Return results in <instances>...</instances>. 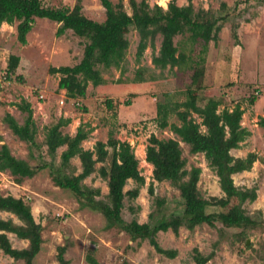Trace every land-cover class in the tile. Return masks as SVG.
<instances>
[{
    "label": "rangeland",
    "instance_id": "1",
    "mask_svg": "<svg viewBox=\"0 0 264 264\" xmlns=\"http://www.w3.org/2000/svg\"><path fill=\"white\" fill-rule=\"evenodd\" d=\"M116 4L118 0H109ZM140 1V0H136ZM170 0H146L152 7L157 5L167 9ZM77 0H41L47 8H70ZM125 11L129 14L128 0H122ZM177 6H186L188 0H175ZM199 19L219 18V30L216 40L207 44L201 39L195 45L188 43L189 34H179L173 38L178 50L187 55L185 68L165 69L160 71L151 64L152 53L157 54L161 38L154 40V51L148 47L143 56L136 60V48L139 37L130 29L125 38L128 47L124 59L118 67L103 68L98 66L104 80L97 87L88 84L86 98L78 102L66 100L63 90L57 89L58 75L49 74L50 68L72 67L83 57L87 41L66 31L57 36L58 23L47 19H34L31 31L27 34V44L17 42L16 27L0 25V76L5 72L8 57L20 58L19 64L8 85L0 94V147L4 144L15 158L26 161L31 167L42 164L59 165V155L65 147L57 150L54 161L46 155L43 144L46 129L54 125L59 118H70L71 123L61 132L73 137L82 125L87 131L91 128L89 138L82 142L85 150H92L95 142L105 143L110 134L120 142H127L138 161L140 175L145 184L139 189L135 199L125 197L121 210V219L129 223H153L157 218H169L182 215L178 204L179 191L169 182L158 183L152 178V166L145 162V148L150 136L159 140L177 139L169 126L161 129L156 121V105L169 101L176 104L185 100L186 92L193 93L197 82H192V74L203 70L198 80L204 92L199 98L200 104L207 99L220 100L223 107L232 109L235 104L244 110L241 126L250 132V136L240 144V148L231 150L236 158H245L248 153L258 157L250 171L232 176L233 184L241 190L255 189L256 199L245 201L242 208L257 226L245 230L244 241H238L236 229H226L221 234L218 228L207 225L195 227L192 231L184 226L178 234L171 230L156 235V242L162 249L177 251L175 259L169 260L158 254L148 240H131L119 225H107L108 221L99 212L81 205L69 191L54 185L50 168L37 172L32 178H25L20 183L6 171L0 173V195L23 198L29 203L33 218L41 226V250L33 264H58L57 248H65L67 264H89L86 256L90 255L98 264H195L194 249L202 256L213 252V257L206 264H264V128L257 126V121L264 116V0H191ZM81 13L88 19L102 23L105 11L98 0H83ZM215 33V32H214ZM187 42V43H186ZM183 48V49H182ZM257 92V95L255 94ZM255 95L257 100L250 105L249 97ZM28 102L33 109L36 126V147L20 141L7 126L2 123L5 114L14 117L22 124L26 114L11 104ZM107 102L111 107H107ZM128 102V104L126 103ZM85 108L87 112L79 109ZM197 123L201 120L193 114ZM257 118V120H256ZM180 125L175 113L170 114L168 125ZM204 131V127L200 128ZM185 169H201L197 184L200 196L206 200L210 197L220 198L218 178L208 167L202 154L192 155L189 147L180 143ZM31 150L33 157L28 155ZM96 164L95 172L82 184L89 188H98L97 200L107 201L106 180L98 174L101 166ZM65 172L78 175L81 166L78 158L70 160ZM152 184L153 195L148 192ZM128 180L123 192L136 188ZM163 200L162 207L156 202ZM236 202L233 199L230 206ZM222 212L225 209L210 208L208 212ZM3 219L14 216L0 213ZM15 249L28 246L27 240H20L13 234L7 235ZM245 246H250L246 248ZM0 264H24L5 256L0 251Z\"/></svg>",
    "mask_w": 264,
    "mask_h": 264
},
{
    "label": "trees",
    "instance_id": "2",
    "mask_svg": "<svg viewBox=\"0 0 264 264\" xmlns=\"http://www.w3.org/2000/svg\"><path fill=\"white\" fill-rule=\"evenodd\" d=\"M82 1L77 0L72 9H53L44 7L41 0H0V25H12L18 22L16 39L22 46L27 44L26 36L31 31L36 18L58 23L57 36L69 30L87 41L84 45L83 57L78 64L48 70L49 74L59 76L57 89L65 92L66 100L78 102V99L86 97L88 84L97 87L104 81L98 66L108 68L118 67L121 64L128 47L125 34L130 29H133L139 37L136 60L143 56L148 47H151L153 52L154 40L160 36L161 42L157 54L152 53L151 56V64L160 71L167 68L170 70L185 68L187 55L174 45L175 36L189 34L187 39L189 44L195 45L201 39L207 44L216 40L219 30V18L199 19L191 0H188L186 6H177L175 0H170L166 10L157 5L150 7L146 0L139 2L128 0L129 14L125 11L122 0H118L116 4H112L109 0H98L105 11V19L102 23L88 19L81 13ZM19 61L18 56L8 57L4 72L7 80L11 79ZM202 76L203 70L192 74V82H197L196 90L194 89L193 93L186 92L183 102L172 105L166 100L156 105V121L159 127L165 129L169 126L177 139L159 140L152 135L145 148V162L153 168V180L158 183L169 182L179 191L178 204L182 208V215H172L168 219L157 218L154 223L152 215L149 216L151 223L138 224L134 220L129 223L124 222L120 216L124 198L128 197L130 200L137 198L139 189L145 184L130 145L114 139L110 134L105 143L97 141L92 150H85L81 144L89 138L91 129L85 131L80 125L75 135L71 137L61 132L70 123V119L62 117L46 129L43 142L46 155L51 162L54 161L57 150L65 147L59 155L57 167L53 168V163L31 167L26 161L11 155L8 147L3 144L0 147V173L8 171L14 177V181L20 183L23 179L32 178L37 172L50 168L54 185L72 193L81 205L99 212L107 219L108 226H121L132 241L148 240L158 254L169 260L176 258L177 251L159 247L156 235L169 230L177 235L182 226L192 231L201 225L211 228H218L220 225L218 230L221 234L226 229H236L237 240L244 241L245 230L253 229L258 224L245 213L242 204L245 201L253 202L256 199V191L235 187L232 176L250 171L252 165L259 159L254 153H248L245 158H236L230 154L231 150L239 149L240 144L250 136V132L240 124L244 110L237 104L232 109L223 107L219 110L221 104L216 98L207 99L200 104L203 101L199 102V98L204 90L198 80ZM255 94L257 95V92ZM256 100L255 95L250 96V105H254ZM11 105L25 113L26 117L22 124H18L13 116L5 114L2 123L20 141L37 148L35 140L37 131L31 105L24 100ZM107 107H111L110 102H107ZM79 110L86 112L83 107ZM172 113H175L180 125H168V118ZM193 114L201 120L200 123L195 121ZM257 126L264 128V117L258 119ZM201 127L205 130L202 131ZM180 143L189 147L190 154L203 155L208 167L218 178L223 197H210L206 200L200 196L197 184L201 169L198 167L185 169L186 162L182 158ZM28 155L33 157L31 150ZM73 158H78L80 162L81 172L78 175H69L65 172ZM106 161L109 165L98 169V174L106 180L108 189L107 201L104 202L96 199L100 195L98 188H89L82 182L96 171V164H104ZM128 180H132L137 187L123 192ZM148 192L153 195L152 184L149 185ZM233 199L236 202L230 206ZM163 202L158 200L157 207H162ZM210 208L225 209V211L208 212ZM0 213L12 215L19 222L16 224L12 219H3L0 216V251L15 261L21 260L24 264H33L41 250L42 229L40 224L35 222L29 203L23 198L0 195ZM8 233L20 240H27L28 246L23 249L13 248L7 237ZM194 252L195 264H206L213 257V252L208 256H202L195 249ZM64 255L65 248L58 247L56 255L58 264H67ZM86 261L89 264H98L90 255L86 256Z\"/></svg>",
    "mask_w": 264,
    "mask_h": 264
},
{
    "label": "built area",
    "instance_id": "3",
    "mask_svg": "<svg viewBox=\"0 0 264 264\" xmlns=\"http://www.w3.org/2000/svg\"><path fill=\"white\" fill-rule=\"evenodd\" d=\"M9 80L6 79V74L3 73L2 76H0V94L5 88L6 85H8Z\"/></svg>",
    "mask_w": 264,
    "mask_h": 264
},
{
    "label": "crops",
    "instance_id": "4",
    "mask_svg": "<svg viewBox=\"0 0 264 264\" xmlns=\"http://www.w3.org/2000/svg\"><path fill=\"white\" fill-rule=\"evenodd\" d=\"M63 93H65V92L63 91ZM63 95H64V94H63ZM85 98H86V97H85ZM86 112H87V110H86ZM243 115H244V114H243ZM262 117H264V116H262ZM62 118H63V117H62ZM65 119H70V118H65ZM256 120H257V118H256ZM70 123H71V119H70ZM70 123H69V124H70ZM90 129H91V128H90ZM11 216H12V215H11ZM8 234H10V233H8ZM8 234H7V235H8Z\"/></svg>",
    "mask_w": 264,
    "mask_h": 264
}]
</instances>
